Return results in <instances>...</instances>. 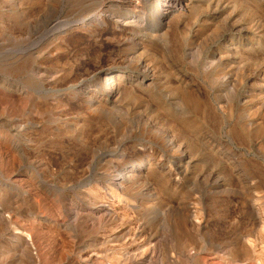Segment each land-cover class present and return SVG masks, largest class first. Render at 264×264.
I'll return each instance as SVG.
<instances>
[{
    "label": "rangeland",
    "instance_id": "1",
    "mask_svg": "<svg viewBox=\"0 0 264 264\" xmlns=\"http://www.w3.org/2000/svg\"><path fill=\"white\" fill-rule=\"evenodd\" d=\"M97 2L104 11L84 18L86 7ZM161 5L162 0H0V84L20 85L32 99L12 107L1 100L0 88V205L9 204L14 193L19 218L31 223L50 211L66 220L56 232L50 229L52 239L49 229L25 230L34 256L88 257L100 247L98 257H158L159 264L167 257H264V0H190L186 10L178 6L170 13L165 27L156 20ZM146 67L156 72L151 78ZM101 69L152 86L91 118L80 98L99 88L95 76ZM183 91L200 101L199 108L179 100ZM162 115L155 128H142V116ZM81 122L89 129L83 143L72 138ZM118 152L153 153L155 165L130 188L138 203L125 211L113 200L121 213L104 222L88 215L95 208L89 189L106 174L105 187H112ZM10 178L16 179L13 186L5 182ZM33 196L49 208L36 206ZM188 208L200 223L187 222ZM121 222L128 229L122 247L105 248L98 238ZM6 233L0 224V257H26ZM144 247L151 248L147 255L139 250Z\"/></svg>",
    "mask_w": 264,
    "mask_h": 264
},
{
    "label": "bare ground",
    "instance_id": "2",
    "mask_svg": "<svg viewBox=\"0 0 264 264\" xmlns=\"http://www.w3.org/2000/svg\"><path fill=\"white\" fill-rule=\"evenodd\" d=\"M96 1V0H95ZM99 1V0H98ZM103 1V0H102ZM110 1V0H109ZM129 1V0H128ZM146 1V0H145ZM155 1V0H154ZM108 2V0H107ZM121 2V1H120ZM126 2V1H125ZM138 2V1H136ZM105 3V1L103 2V4ZM139 3V2H138ZM142 3V2H141ZM140 3V4H141ZM109 4V3H108ZM117 4V3H116ZM190 4V0H162V5L161 7L158 9L157 12V16H156V20L159 23L158 26L162 27L164 25H166L165 23H169V15L170 13H174L177 9L180 8V10L184 11L186 10V7ZM105 5V4H104ZM147 5V4H146ZM106 6V5H105ZM109 6V5H108ZM114 6V5H113ZM158 6V4H157ZM156 6V7H157ZM160 6V5H159ZM101 7V5H100ZM127 7V6H126ZM111 8V7H110ZM122 8V7H121ZM129 8V7H128ZM133 9V8H131ZM204 9V8H203ZM179 10V9H178ZM104 11L103 6L101 8H99V2L89 5L86 7V9L82 12V14L84 15V18H90L91 16H97L99 15L101 12ZM136 12V11H134ZM187 12V11H186ZM107 14V13H105ZM151 14V13H149ZM115 15V14H114ZM140 15V14H139ZM152 15V14H151ZM174 15V14H173ZM213 15V14H212ZM238 15V14H237ZM95 16V17H96ZM101 16V15H100ZM104 16V14H103ZM145 16V15H144ZM164 16V17H163ZM216 16V15H215ZM151 17V16H150ZM186 17V16H185ZM139 18V17H138ZM222 18V17H221ZM103 19V17H102ZM206 19V18H205ZM208 19V18H207ZM220 19V18H217ZM184 20V19H183ZM216 20V19H215ZM203 21V20H201ZM205 21V20H204ZM85 23V22H84ZM153 23V22H152ZM151 25V23H150ZM90 26H92L90 24ZM95 26V25H94ZM167 26V25H166ZM236 26V25H235ZM165 27V26H164ZM163 27V28H164ZM97 28V26H96ZM136 28V27H135ZM134 28V29H135ZM154 28V27H153ZM89 29V28H88ZM137 29V28H136ZM200 29V28H199ZM90 30V29H89ZM142 30V29H141ZM158 30V29H157ZM167 30V29H166ZM165 30V31H166ZM140 31V30H139ZM248 31V30H247ZM152 32V31H151ZM160 31H158L159 33ZM143 33V32H142ZM141 33V34H142ZM140 34V33H139ZM136 35V34H135ZM143 35V34H142ZM149 35V34H148ZM138 36V35H137ZM141 36V35H140ZM136 37V36H135ZM129 38V37H128ZM131 38V37H130ZM129 38V39H130ZM133 38V37H132ZM140 38V37H139ZM138 38V39H139ZM254 38V36H253ZM127 39V38H126ZM135 39V38H133ZM132 39V40H133ZM137 39V42H138ZM143 39V38H142ZM147 39V37H146ZM231 40V39H230ZM146 41V40H145ZM129 42V41H127ZM126 42V43H127ZM132 43V41H130ZM149 42V40H148ZM222 43V42H221ZM225 43V42H224ZM234 43V40H233ZM141 44V43H140ZM143 44V43H142ZM141 44V45H142ZM135 45V44H134ZM138 45V44H137ZM146 46V45H144ZM152 46V45H151ZM236 46V45H235ZM132 47V46H131ZM134 47V46H133ZM137 47V46H136ZM140 47V46H139ZM147 47V46H146ZM220 47V46H219ZM231 47V46H230ZM241 47V46H240ZM255 47V45H254ZM234 48V47H233ZM227 49V47H226ZM250 50V47L248 48ZM139 50V49H138ZM228 50V49H227ZM244 50L246 51V49L244 48ZM135 51V50H134ZM235 51V50H234ZM238 51V50H237ZM128 52V51H127ZM133 52V51H132ZM139 52V51H137ZM229 52V51H228ZM252 52V51H251ZM141 53V52H140ZM227 53V52H226ZM231 53V52H230ZM134 54V53H132ZM157 54V53H156ZM161 54L162 53H158ZM131 55V53H130ZM144 55V54H143ZM33 56V55H32ZM135 56V55H134ZM217 56V54H216ZM228 56V55H227ZM255 56V55H254ZM31 57V56H30ZM128 57V56H127ZM147 57V56H146ZM226 57V56H225ZM32 58V57H31ZM145 58V56H144ZM143 58V59H144ZM129 59V57H128ZM133 59V58H132ZM141 59V58H140ZM148 59V58H147ZM168 59V57H167ZM211 59V58H210ZM228 59V58H226ZM135 60V59H134ZM139 60V59H138ZM132 61V60H131ZM211 61V60H210ZM224 63V62H223ZM130 64V62H129ZM132 65V64H131ZM133 66V65H132ZM143 66V65H142ZM120 67V66H119ZM138 67V66H137ZM136 67V68H137ZM170 66H167L165 68H168ZM122 68V67H121ZM144 68V67H143ZM171 68V67H170ZM141 69V68H140ZM139 70V69H138ZM144 70V69H143ZM158 71V70H157ZM172 71V69H171ZM170 71V72H171ZM128 72V71H127ZM143 72V71H142ZM154 72V70H153ZM160 72V71H159ZM156 73V72H155ZM155 73H152L150 69H145V77L151 78ZM175 73V72H174ZM230 74V73H229ZM259 74V73H257ZM128 75V74H127ZM141 75V74H140ZM130 76V75H129ZM175 76V75H174ZM134 77V76H133ZM95 78L98 81V85L99 88L97 90H93V89H88L86 91H83L82 95H81V102L84 104L83 106H85L86 108V113L88 115L92 117L94 116H98L100 114H103L104 111L107 109H114L118 104H120L119 102H122L120 99L123 96H126L128 98H135V94L136 92L140 91L141 89L143 90L145 88V86H148L150 83H147L148 81L143 82H130L129 81H125V77H124V73L122 72H111L110 70H102L98 72V74L95 76ZM154 78V77H153ZM251 78V77H250ZM127 79V78H126ZM258 79V78H257ZM132 80V79H131ZM151 80V79H150ZM177 80V79H176ZM191 80V79H190ZM94 81V80H93ZM152 81V80H151ZM154 81V80H153ZM5 82V81H4ZM179 82V81H178ZM184 82V81H183ZM261 82V81H260ZM182 83V82H181ZM189 83V82H188ZM263 83V82H262ZM3 84V85H1ZM0 84V88L2 91V96H1V100L5 103H8V105H11L12 107L17 105H22L21 103L24 101L25 105H27L26 103H31L32 99L30 96V94H27L24 89H22V87H20V85H16V86H7L4 85V83ZM97 84V83H96ZM191 84V83H190ZM193 85V83H192ZM191 85V87H192ZM150 86V85H149ZM152 86V85H151ZM150 86V87H151ZM164 86V85H163ZM80 87V86H79ZM75 88V87H74ZM94 89H96L95 87H93ZM190 88V87H189ZM193 88V87H192ZM191 88V89H192ZM251 88V87H250ZM80 89V88H79ZM259 89V87H258ZM81 90V89H80ZM141 90V91H142ZM70 91V90H69ZM75 91V90H74ZM78 91V90H77ZM140 91V92H141ZM192 91V90H191ZM252 91V89H251ZM256 91V89H255ZM262 91V90H261ZM28 92V91H27ZM80 92V91H79ZM78 92V93H79ZM249 92V91H248ZM258 92V91H256ZM263 92V91H262ZM76 93V92H75ZM77 93V94H78ZM172 93V91H171ZM76 94V95H77ZM79 95V94H78ZM181 100L184 104H186V106H188L190 109H197L199 108L200 105V101L197 99H194L190 96V94L187 91H183L181 94ZM193 95V94H192ZM251 95V94H249ZM32 96V95H31ZM75 96V95H74ZM33 97V96H32ZM142 97V95H141ZM244 98V96H243ZM34 99V98H33ZM147 99V98H146ZM77 101H79L77 99ZM151 101V100H149ZM153 101V100H152ZM80 102V101H79ZM262 102V101H261ZM131 103V102H130ZM123 104V103H122ZM132 104V103H131ZM30 104H28L29 106ZM79 105V104H78ZM133 105V104H132ZM31 106V105H30ZM65 106V105H64ZM82 106V105H81ZM15 107V108H16ZM36 107V106H35ZM128 107V106H127ZM142 107V106H141ZM179 107V106H178ZM264 107V106H263ZM34 108V107H33ZM40 108V107H39ZM22 109V108H21ZM117 109V108H116ZM127 109V108H126ZM125 109V110H126ZM154 109V108H153ZM85 110V109H84ZM124 110V108H123ZM38 112V108L36 110H33ZM138 111V110H137ZM153 111V110H152ZM114 112V111H113ZM39 113V112H38ZM86 114V115H87ZM136 115V114H135ZM134 115V116H135ZM149 114H147L148 116ZM103 117V115H102ZM100 117V118H102ZM145 117V115H144ZM170 117V116H169ZM166 118V116H165ZM25 119V118H23ZM30 119V118H29ZM28 119V120H29ZM164 119V115H162L161 117L158 116L155 118L153 117V120H149L147 118V120L145 118H141L140 122L142 121V128H147V126H157V124L159 125V120H163ZM19 120V119H18ZM27 120V121H28ZM85 120V119H84ZM87 120V119H86ZM98 120V119H97ZM158 120V121H157ZM26 121V122H27ZM168 121H170V119L168 118ZM172 121L174 122L175 120L172 117ZM16 122V121H15ZM24 120L21 121L20 119V123H23ZM89 122V121H88ZM151 124H150V123ZM30 123V122H29ZM32 123V122H31ZM75 123V122H73ZM84 123L85 122H81ZM167 123V122H165ZM77 124V123H76ZM75 124V125H76ZM164 124V123H163ZM66 125H68L66 123ZM167 125V124H166ZM26 126V125H25ZM28 126V125H27ZM80 126V124H79ZM78 126V130L75 132L74 131V135L72 136L73 139H77L76 141L83 143L84 142V135L86 133L89 132V129L87 128V124L85 125H81L80 127ZM152 126V127H153ZM20 127V126H19ZM18 127V128H19ZM23 128V126H21ZM20 127V129H22ZM151 127V129H152ZM17 128V127H16ZM17 128V129H18ZM69 128V127H66ZM141 128V127H140ZM157 128V127H156ZM71 129V128H70ZM69 129V130H70ZM74 129L76 130L75 126ZM73 129V130H74ZM29 130V129H28ZM72 130V129H71ZM70 130V131H71ZM125 130V129H124ZM161 130V128H160ZM20 131V130H19ZM26 131V129H25ZM145 131V130H144ZM166 131V130H165ZM165 131H162L165 132ZM22 132H24V130L22 129ZM20 132V134L22 133ZM123 130H121V132L118 133H122ZM143 132V131H142ZM161 133V134H162ZM28 134V133H27ZM73 134V133H72ZM108 134V133H107ZM166 134V133H165ZM1 135V134H0ZM5 135V134H4ZM17 135V134H16ZM19 135V134H18ZM87 135V134H86ZM85 135V136H86ZM152 136V135H151ZM172 136V135H170ZM3 137V135H2ZM26 137V136H25ZM24 138V137H23ZM30 138V137H28ZM157 138V137H155ZM164 139L169 138V136H163ZM26 139V138H25ZM162 139V138H161ZM156 140V139H155ZM30 141V140H28ZM106 142L108 140H105ZM160 141V139L158 138V142ZM109 142V141H108ZM161 142V141H160ZM103 143V142H102ZM101 143V144H102ZM105 143V142H104ZM169 143H172L171 145H173L174 143L170 140ZM12 144V143H11ZM100 144V146H101ZM110 144V143H109ZM162 144V143H161ZM19 145V143H18ZM20 146V145H19ZM170 146V145H169ZM177 146V145H176ZM14 145L12 144L11 146H7L8 151L11 153L12 149H13ZM91 147V146H90ZM89 147V149H91ZM95 147V146H94ZM93 147V148H94ZM102 147V146H101ZM104 147V146H103ZM106 147H109V145H107ZM164 147V146H163ZM166 147V146H165ZM16 148V147H15ZM100 148V147H99ZM102 149V148H101ZM172 150V149H171ZM17 151V150H15ZM88 151V150H87ZM91 151H93L91 149ZM90 151V152H91ZM14 153V152H13ZM152 153V152H151ZM154 153V151H153ZM144 154V152H140L137 153L135 155H130V156H125V154L123 152H118L116 154L117 158H118V164H117V168H116V174L113 176L115 179V182H113L112 187H105V182L107 180H109V176L106 174L103 177V181L98 182V184H96V186L91 187L90 193L92 194L89 201L95 205V208L90 210L88 212V215L91 217H98V218H103L104 222H108L111 221L113 219H115L119 213H121L120 210V206L119 208H115V204L113 203V200L116 199L117 203L116 205H122L123 209H125V211L127 210L126 206H131L132 202L133 204L138 203L139 198H138V194L135 192H132V190L130 188L132 187H136L134 184L137 183L138 180L141 179H146L151 172H153V167H154V161L149 158L151 157V155L153 156L154 154ZM89 154V153H88ZM100 154V153H99ZM91 157V156H90ZM92 158V157H91ZM41 160V159H40ZM46 162V160H45ZM40 165L42 166H46L45 163H40ZM164 170V169H163ZM16 179H12L10 178V180H6L5 182L9 185L13 186L12 182H15ZM163 186H157L155 187V192H158L159 190H162ZM102 191L105 192V195H108L109 197H104L102 198L98 192ZM154 191V190H153ZM161 192V191H160ZM124 193L126 195V193H128L130 201H128V199L125 198ZM141 193V192H140ZM36 194V193H35ZM39 194V193H38ZM41 195V194H40ZM37 196V195H36ZM42 196V195H41ZM40 196V197H41ZM11 202L9 204L6 203H2L0 205V224L3 225L5 227L6 230V234L9 236V238H15L19 241V243L23 246V249L25 252V255H27L26 257H0V264H54L56 262V264H69V262H71L72 260H75L77 262V264H159V259L158 257H98L100 255L99 252H101L102 248H95L92 249L91 253L89 254L88 257H60V260L55 261V257H36L34 256V254L31 253L30 250V243L29 240L27 238H25L24 236H22V234L25 232V230L27 231V233L29 232L30 234H35L37 232V229L35 228H40V229H46L48 230L47 233L50 235L49 231L53 230V232H56L57 228H60L61 226H63L66 222V220L64 221V219L55 218V214H50V211L48 214H40V212L38 214H36V216H34L33 220L31 219V223L28 222L25 219H21L18 217L17 215V211H16V199H15V194L12 193L9 196ZM43 198V197H42ZM108 198H111L110 200H107ZM6 199V198H5ZM39 199V198H38ZM145 199V198H144ZM32 202L34 204H36V206H38L37 204H41V202L39 200H36L33 196V199H31ZM150 200V199H149ZM39 201V202H38ZM146 201V200H145ZM47 202V201H46ZM45 202V203H46ZM149 202V201H148ZM146 201V203L144 202V204L148 203ZM151 202V201H150ZM42 206H40V208L43 210V208H46V206L44 207V204ZM151 204V203H150ZM39 207V206H38ZM43 207V208H42ZM49 208V206H47ZM52 207V205L50 206ZM129 208V207H128ZM41 210V211H42ZM49 210V209H47ZM51 210V209H50ZM43 212V211H42ZM44 212H46V209L44 210ZM118 214V215H117ZM123 214V212H122ZM54 215V216H53ZM83 215V213H82ZM87 215V214H86ZM81 217V215H79ZM80 217L78 219H80ZM77 218V217H76ZM97 218V219H98ZM123 218V217H122ZM85 219V217H84ZM90 220V219H89ZM102 220V221H103ZM187 222L188 221H196V222H201V220L199 219V216L196 214V211H192L188 208L187 209ZM103 223V222H101ZM106 225V223L104 224ZM52 226H56V227H52ZM197 226V225H196ZM199 226H201V224H199ZM120 228H110L109 232L107 234H103L101 235L98 239H100L102 241V243H104L105 248L107 249H111V248H120L122 247L121 240H125L127 234H128V229L126 228V226L124 225L123 222L120 223ZM51 229V230H50ZM59 230V229H58ZM43 231V230H42ZM41 232V231H40ZM46 232V231H45ZM44 232V233H45ZM58 232V231H57ZM60 232V231H59ZM39 233V232H38ZM43 233V232H41ZM43 233V234H44ZM52 233V232H51ZM142 231H140L138 234H141ZM26 234V233H25ZM37 234V233H36ZM55 234V233H54ZM39 235H41L39 233ZM57 235V233H56ZM58 235H60L58 233ZM52 234L49 236L51 237ZM37 237V235H36ZM39 237V236H38ZM53 237V236H52ZM51 237V239H52ZM59 237V236H58ZM63 237V236H62ZM61 239V237L59 238ZM50 240V238L48 239ZM55 241V239H54ZM53 241V242H54ZM59 241V240H58ZM187 241V240H186ZM185 243H189L186 242ZM50 242V241H49ZM52 242V240H51ZM57 242V241H55ZM188 246V245H187ZM242 250H244V252H246V249L248 250V247H246L245 244L241 245ZM190 247V246H189ZM151 249V248H150ZM149 249V250H150ZM144 255H147L149 253L148 248H141L139 249ZM189 250V249H188ZM151 252V251H150ZM182 253H187V247L182 248L181 249ZM39 254V253H38ZM142 254V255H143ZM248 254V251H247ZM40 256V254L38 255ZM235 262H245V264H264V257H233V258H228V257H204V259H201L200 257H167L164 258L161 261V264H236Z\"/></svg>",
    "mask_w": 264,
    "mask_h": 264
}]
</instances>
